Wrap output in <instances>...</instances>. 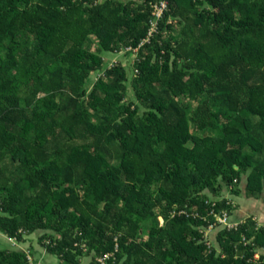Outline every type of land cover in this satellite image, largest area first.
Returning <instances> with one entry per match:
<instances>
[{
    "label": "trees",
    "instance_id": "16d2710c",
    "mask_svg": "<svg viewBox=\"0 0 264 264\" xmlns=\"http://www.w3.org/2000/svg\"><path fill=\"white\" fill-rule=\"evenodd\" d=\"M123 50L130 85L123 62L104 65ZM244 178L264 201V0H0L12 242L35 235L59 264H264L252 218L218 246L202 232L232 216L223 189L239 197ZM33 255L0 250V264Z\"/></svg>",
    "mask_w": 264,
    "mask_h": 264
},
{
    "label": "crops",
    "instance_id": "0c3cea01",
    "mask_svg": "<svg viewBox=\"0 0 264 264\" xmlns=\"http://www.w3.org/2000/svg\"><path fill=\"white\" fill-rule=\"evenodd\" d=\"M244 182V181H243ZM246 187V185H245ZM245 187L242 188V193L241 195L238 197V204L240 206V201L243 202L242 199H245V202H243V207L241 206V211L238 212L237 214L232 215L231 221L234 224H242L245 223L248 219L252 218L256 223H257V227L264 228V201L263 199H257V198H248L246 191H245ZM246 205H249L246 207L245 210H243V208H245ZM260 226H259V225ZM212 238V237H211ZM214 241L216 239V237L212 238ZM32 243L29 242L28 245V241L26 242H12L9 238H7L5 235H3L2 233H0V250H21V251H31V253H34V258L36 259V261H38L39 264H42V262L45 261V258L47 256V250L45 248H43L40 243L37 241H32ZM36 242V243H34ZM261 254H264V251H261ZM259 257V256H258ZM51 264H53V261L50 260Z\"/></svg>",
    "mask_w": 264,
    "mask_h": 264
},
{
    "label": "rangeland",
    "instance_id": "374dc122",
    "mask_svg": "<svg viewBox=\"0 0 264 264\" xmlns=\"http://www.w3.org/2000/svg\"><path fill=\"white\" fill-rule=\"evenodd\" d=\"M122 1L126 3V2H129V1H131V0H122ZM136 1H138V0H136ZM172 36H173V37H177V38H179V37L181 36V34H180V32H179V27H177V28L175 29V31L173 32ZM93 48H94V47H93ZM94 50H95V48H94ZM136 51H137V50H135L134 53H136ZM135 61H137V55H136V54H134V55H127V54H126V50H123V51H121L120 54H118V55H116V56H115V55H112L109 59L106 58V64H104V65H105L106 68H109L110 66H113V64H115V63L123 62V63L128 67L129 72H130V74H129V75H130V76H129V77H130V82L128 83V84L130 85V84H131V80H132L133 76L135 75V68H134V62H135ZM102 73H103V72H100L99 74L96 73L95 75H93V76L91 77V81H89V83H88V85H87V88L89 89V91H91V90L93 89V86H94L96 80H97L98 77H99L98 75H101ZM129 87H130V91L128 92V97H127V99L130 100V101H134V102L137 103V101H136V99H135V96H134V93H133V89H132L131 86H129ZM142 112H143V111H142ZM245 181H246V178H244V182H242V184H240V186H239L241 190H242V188L245 187V185H246ZM223 195L229 197V199L233 201V202H232V205H233V207H234V211H233L232 215L237 214L238 212L241 211L240 208H241V206L243 207L242 204H243V202H245V199H242L243 202L240 201V206H239V204H238V200H237L238 197H233L231 191H228V189H227L226 187H224V189H223ZM247 206H249V205H246L245 208H243V210H245ZM237 215H238V214H237ZM160 221H161V224L164 223L162 219H160ZM258 225H259V224H258ZM259 226H260V225H259ZM222 229H223V228L218 227V228H214V229L211 228L210 231L208 230V233H207V234H209V237H210L211 242L214 241V240L212 239L213 237H214V238L216 237V239H217V235H218V233H219ZM211 237H212V238H211ZM216 239H215V241H214L215 244H216ZM31 240L37 242V238L35 237V235H33L32 237H29V239H28V245H29V242L32 243ZM36 242H34V243H36ZM216 246H218V245L216 244ZM25 252H28V253H29V252H31V251L27 250V251H25ZM260 255H261V252L258 251V252H257V255H256V258H259L258 256H260ZM50 260L53 261V264H59V261H58L55 257H53L52 255H49V254H47V256H46V258H45V261L42 262V264H51V263H49ZM34 264H36V263L34 262ZM37 264H39V263L37 262Z\"/></svg>",
    "mask_w": 264,
    "mask_h": 264
},
{
    "label": "built area",
    "instance_id": "2783aa9c",
    "mask_svg": "<svg viewBox=\"0 0 264 264\" xmlns=\"http://www.w3.org/2000/svg\"><path fill=\"white\" fill-rule=\"evenodd\" d=\"M165 8H166V4L164 3L161 8L157 9L156 12H157L158 18H160L163 15ZM153 29H156V27ZM195 216H199V215L196 214ZM214 217H215V223L214 224L210 225L207 228H202L203 229L202 232L205 235V241L208 244H210L211 240H210L209 234H207V233H208V230L209 231L211 230V228L214 229V228L221 227V228H224L226 230H232V229H236L238 227L237 224L232 223V221H231L232 216H231V213H229L228 211H224L221 215L214 214ZM205 220H207V219H205ZM109 259H110V257L106 256V258L101 259L100 262L102 264H107L106 260H109ZM29 261H30V264H34L33 259L31 257H29Z\"/></svg>",
    "mask_w": 264,
    "mask_h": 264
}]
</instances>
